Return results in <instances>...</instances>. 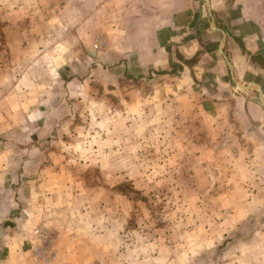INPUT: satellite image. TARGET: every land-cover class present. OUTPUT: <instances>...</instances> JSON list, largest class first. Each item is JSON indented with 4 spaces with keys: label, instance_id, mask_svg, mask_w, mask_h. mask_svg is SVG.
Returning a JSON list of instances; mask_svg holds the SVG:
<instances>
[{
    "label": "crops",
    "instance_id": "1",
    "mask_svg": "<svg viewBox=\"0 0 264 264\" xmlns=\"http://www.w3.org/2000/svg\"><path fill=\"white\" fill-rule=\"evenodd\" d=\"M0 4L7 26L26 31L25 25H33L27 38H8L21 42L24 58L37 57L27 58L24 77L0 78V89H14L0 92V222L8 220L0 223V264H26L38 223L57 228L61 252L68 240V254L64 250L53 264H96L102 249H115L116 227L69 221L80 212L84 192L94 198L85 176L103 165L92 162L95 152L104 148L116 157L122 150L115 127L120 118L126 121L124 135L140 126L166 137L184 120L191 137L199 133L194 124L204 119L212 135L228 138L222 148L235 159L187 165L210 172L206 194L241 202V227L251 221L247 229L263 234L241 245V264H264V0ZM13 6L15 14L25 8L31 14L7 16ZM97 33L100 47L93 45ZM135 149L127 140L123 150ZM111 162L104 161L109 167ZM132 165L125 163L127 180L134 178ZM193 177L190 192L198 195ZM216 184L222 190L214 191ZM101 230L109 232L104 244ZM112 255L117 259L116 251Z\"/></svg>",
    "mask_w": 264,
    "mask_h": 264
},
{
    "label": "rangeland",
    "instance_id": "2",
    "mask_svg": "<svg viewBox=\"0 0 264 264\" xmlns=\"http://www.w3.org/2000/svg\"><path fill=\"white\" fill-rule=\"evenodd\" d=\"M15 10L18 11V8L14 6L6 8L7 14L9 12L7 16L14 18L16 15L20 19L21 15L31 14L26 8L17 14ZM43 14H47V11H43ZM25 26L26 31H21L17 25L7 26L0 20V64L5 66L0 78L11 80L14 73L18 78L28 68L27 58L29 62L37 58H24L21 42L8 38L9 34L19 38L23 33V37L27 38L33 25ZM99 33L93 38V45L99 40L102 42L100 36L96 37ZM18 42V49H15ZM17 61L18 64L15 63ZM13 68L17 69L16 72ZM2 90L9 94L14 89L3 88L0 92ZM125 123L123 118L115 122L119 138L117 147H122L116 157L113 154L108 156L104 148L100 153L95 152L98 158L92 162L98 165L102 160L103 165L90 167L85 176V188L95 191L94 198L90 199L84 192L82 201H79L81 206L78 205L80 212L69 221L81 227L94 225L99 229H108L105 228L108 225L117 228L115 237L112 235L111 238L115 242V249L110 253L102 249V262L96 264H241V245L260 237L262 233L247 229L251 221L243 223L245 226L241 227V202L217 200L205 193L204 189L210 181V172L205 166L191 168L187 165L188 161L194 160L218 159L223 163L235 159V153L232 155L222 148L225 142H229L228 138L212 135L213 129L205 126L207 120L204 119H198L194 124L199 133L191 137L189 123L184 120L182 125L176 123L177 131L171 129L172 133H167L166 137L159 136L155 130L145 132L140 126L124 135ZM104 140L106 145L111 143L106 137ZM127 140L133 148L136 147L135 151L128 153L123 150ZM92 144L97 145L95 141ZM178 146H181L180 150ZM110 159L111 167L104 163ZM127 161L133 162V180H127L125 175ZM111 173L117 174L112 175L115 181L106 182L112 179ZM191 174L198 195L190 192L188 179ZM214 187V191L222 190L218 184ZM82 209H88L90 214H80ZM7 221L1 220L0 223ZM36 230H45L46 236ZM101 231L105 235L101 237L104 244L109 239V232ZM32 233L31 251L28 250L23 258L26 264H53L64 250L68 254V240L63 239L61 252L62 239H59V231L54 226L38 223L34 225ZM8 236L3 235V239ZM113 251H116L117 259L112 255Z\"/></svg>",
    "mask_w": 264,
    "mask_h": 264
},
{
    "label": "built area",
    "instance_id": "3",
    "mask_svg": "<svg viewBox=\"0 0 264 264\" xmlns=\"http://www.w3.org/2000/svg\"><path fill=\"white\" fill-rule=\"evenodd\" d=\"M99 45H102V42L99 40V43H96V46L98 47ZM38 233L39 232H41V233H43V234H41V235H43V236H46V231L44 230V231H40V230H36ZM48 247V246H47Z\"/></svg>",
    "mask_w": 264,
    "mask_h": 264
}]
</instances>
